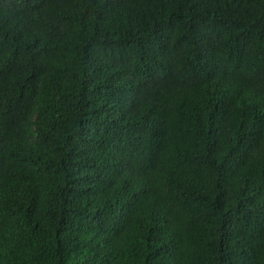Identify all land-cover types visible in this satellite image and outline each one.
Returning a JSON list of instances; mask_svg holds the SVG:
<instances>
[{
	"label": "trees",
	"instance_id": "obj_1",
	"mask_svg": "<svg viewBox=\"0 0 264 264\" xmlns=\"http://www.w3.org/2000/svg\"><path fill=\"white\" fill-rule=\"evenodd\" d=\"M0 264H264V0H0Z\"/></svg>",
	"mask_w": 264,
	"mask_h": 264
}]
</instances>
